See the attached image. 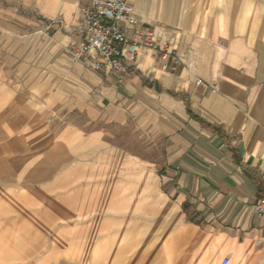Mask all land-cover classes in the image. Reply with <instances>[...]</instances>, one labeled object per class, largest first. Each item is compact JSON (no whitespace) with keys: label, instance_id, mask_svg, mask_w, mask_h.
<instances>
[{"label":"crops","instance_id":"0c3cea01","mask_svg":"<svg viewBox=\"0 0 264 264\" xmlns=\"http://www.w3.org/2000/svg\"><path fill=\"white\" fill-rule=\"evenodd\" d=\"M128 1L172 54L140 47L106 75L69 56L90 0H0V264L80 260L72 223L100 222L108 156L133 181L115 189L117 232L140 196L164 216L154 260L264 264V0ZM81 181L87 209L61 205Z\"/></svg>","mask_w":264,"mask_h":264},{"label":"rangeland","instance_id":"374dc122","mask_svg":"<svg viewBox=\"0 0 264 264\" xmlns=\"http://www.w3.org/2000/svg\"><path fill=\"white\" fill-rule=\"evenodd\" d=\"M115 160V159H114ZM107 168V187L112 190L111 196L107 198V207L103 214H98L99 223L87 222V213H76L73 221L74 236L76 241L85 242L70 245L75 257L80 260L74 264H164L162 260H154L152 254L158 251L164 236V216L149 204L152 200L150 196H140L139 201L134 206L129 203L124 204L123 227L116 229L115 210V189L121 183L129 187L132 186L131 166H122L111 163L108 156ZM99 167V166H95ZM79 194L75 198L61 197V205L75 204L76 210L87 209V184L80 182ZM140 183H142L140 181ZM97 185V186H96ZM103 185V184H102ZM100 188L99 182L91 185V188ZM150 188H152L150 186ZM91 203H103V198L93 196ZM104 204V203H103ZM96 226V227H95ZM80 238V239H79ZM117 240L121 245H117ZM99 242H104L102 245ZM106 248V254L96 257L95 250ZM108 249V253H107ZM99 251V250H98ZM101 260V261H99ZM185 263V262H184ZM167 264H180L179 261L167 262Z\"/></svg>","mask_w":264,"mask_h":264},{"label":"built area","instance_id":"2783aa9c","mask_svg":"<svg viewBox=\"0 0 264 264\" xmlns=\"http://www.w3.org/2000/svg\"><path fill=\"white\" fill-rule=\"evenodd\" d=\"M80 16L82 41L70 49L69 56L85 68L106 75L125 73L134 67L140 47L163 61L172 54L168 44L157 42L151 30L138 26L128 0H90L80 9ZM129 29L133 30L131 37ZM174 61L178 63L177 58ZM253 213L264 218V198L254 202ZM257 244L264 250V237ZM227 263L228 258H224L222 264Z\"/></svg>","mask_w":264,"mask_h":264}]
</instances>
